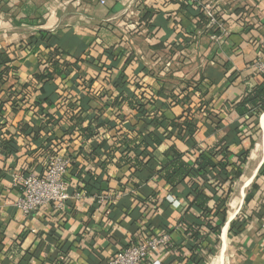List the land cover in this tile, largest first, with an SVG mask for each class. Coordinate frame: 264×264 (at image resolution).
Instances as JSON below:
<instances>
[{
  "label": "crops",
  "instance_id": "obj_1",
  "mask_svg": "<svg viewBox=\"0 0 264 264\" xmlns=\"http://www.w3.org/2000/svg\"><path fill=\"white\" fill-rule=\"evenodd\" d=\"M183 4L187 5L184 11ZM206 5L214 6L227 31L220 32L215 39L200 28V7L204 11ZM146 8L153 9L155 14L150 24L136 32ZM42 12L47 13L48 19L45 16L39 19ZM179 24L183 27L181 30ZM187 30L194 32L189 35L193 40L182 49L185 47L182 37L187 35ZM40 31L58 34L61 42L56 41L54 46L67 49L68 41H64L74 37L69 53L86 62L81 66L80 79L74 74V81L68 86L72 97L69 96L70 103L66 104L58 96L65 88L61 87L60 79L52 87L57 95L52 96L50 103L42 100L41 84L35 85L34 75L44 71L38 65L43 47L37 52L27 51L23 59L10 64L16 69L0 82V87L13 85L10 95L17 101V98L25 99L15 107L8 102L4 114L0 115V264H108L123 248L140 242L147 234L148 222L159 235L172 231L174 244L171 249L159 248L143 264L210 263L212 254L205 247L207 242L203 243L197 263L186 248H181V254L175 245L181 240L184 247L191 239L190 236L183 239L180 234L188 207L189 191L185 186L170 194L165 182L146 170L141 174L138 192L129 179L132 172L129 166L118 168L116 165L121 156L119 152L112 162L106 161L108 147L99 150L92 159L88 156L93 145L105 139L112 142L115 133L131 137L132 129L143 127L138 121L143 116L130 108L129 100L119 99L118 107L112 108L119 94L108 83H104L107 87L101 91L102 95L97 94L104 77L97 80L94 77L101 73L103 65L123 68L125 55H132L126 66L127 73L135 76L128 85L131 91L140 93L135 91L138 83L143 91H148L147 96L151 94L167 105L162 110L167 120L173 121L187 111L199 128L195 135L196 149L193 143L190 146L183 141L166 140L161 151L175 144L194 160L199 151L224 139L235 155L250 149L242 177L234 184L235 187L244 181L238 200L235 198L238 202L232 200L234 192L228 203L235 202L237 212L233 218L229 215L217 247L219 252L224 249V264H264V176L259 175L264 165V113L259 116L257 127L249 130L242 126L247 116L238 108L249 93L264 85V76L253 68L255 59L264 54V0H174L172 3L165 0H0V52L19 47ZM179 42L181 48H174L172 44L181 45ZM111 47H120L116 52L120 57L117 62L105 55V48ZM90 81L94 83L87 90ZM159 89L168 96L172 94L176 102L159 95ZM2 99L8 100L3 95ZM75 100L81 102L69 107ZM68 107L88 116L103 113L102 121L110 119L117 127L109 132L103 127L92 138L87 134L82 136L71 123ZM84 125H90L92 132L97 133L96 123L90 124L87 120ZM239 128L246 134L240 140L234 136ZM147 129L154 131L152 127ZM9 143L15 147L11 154L5 151ZM57 144L61 145V153L81 170L82 181L90 182L85 177V172H90L103 181V191L86 195L83 182L74 178L69 185L72 199L64 212L47 206L24 216L15 207L19 193L13 187V179L29 171L43 174L51 156L48 149L53 150ZM154 169L159 170L161 166L155 164ZM155 193L157 199L148 207L137 200ZM111 195L116 196L117 207L108 211L101 200ZM168 197L180 206H174ZM233 222L234 234L230 235ZM201 233L204 235L205 230L201 229ZM64 246L67 253L62 256Z\"/></svg>",
  "mask_w": 264,
  "mask_h": 264
},
{
  "label": "trees",
  "instance_id": "obj_2",
  "mask_svg": "<svg viewBox=\"0 0 264 264\" xmlns=\"http://www.w3.org/2000/svg\"><path fill=\"white\" fill-rule=\"evenodd\" d=\"M166 3H172L173 1L165 0ZM182 10L187 9V5L183 4ZM139 26L136 29V32H141L144 29V26L150 24L149 21L155 14L153 9H145ZM200 19V28L204 29L210 35L218 36L220 35V30L210 26L209 19L203 11V7H200V13L198 15ZM35 24V23H31ZM180 30L183 28L180 24ZM150 31L152 27L149 26ZM186 36L182 37L183 42L186 48L191 43L193 38L189 35H194V32L187 30ZM183 35V34H180ZM61 36L49 31H40L38 35L30 37L27 42L22 43L19 47L6 48L0 52V82L4 77H7L9 72H13V69H16L14 66L11 68L9 65L13 64L16 60H21L24 57V53L37 52L40 48L45 50L41 54L38 65L42 66L44 71H40L34 75L35 85L38 86L41 84V92L44 96L42 100L46 103H50L52 96L57 95L54 93L53 86L56 83L57 79L61 80V87H65L58 92V96L62 98V104L70 103L72 94L69 92L68 86L71 85L74 81V74L80 79L79 72L81 71V66L86 62L82 57L74 58L72 53H69V49L74 43V37H70L64 41L67 45L62 47L55 45L57 41L61 42ZM85 43H89L88 39H83ZM180 43V42H179ZM181 44V43H180ZM174 48H181L178 43L172 44ZM120 47H111L105 48L106 57L113 62L120 60V57L116 55ZM124 67L107 68L103 65V69L100 74L94 77V80L104 77L102 81V89L98 91L97 94L102 95L101 91H104V83H108L109 86L114 89L119 95L115 99L113 109L118 107L119 99L129 100V106L132 110H136L143 118L138 121H141L142 129L137 130L132 129L129 135L124 134L122 136H117L115 133L111 140H102L98 144L91 147V151L88 153V156L92 158L96 157L97 152L101 149L108 147L109 151L106 153V161H114L116 159V152H119L121 156L117 159V167L122 168L123 166H129L132 170L129 179L131 182H134L135 187L138 192L141 189L142 177L141 174L148 170L151 171L155 179L164 181L169 188L170 194L179 188L180 186H185V189L189 191V195L186 196V201L188 207L184 214V218L181 222V230L183 233H180L183 236V239L187 236H190V241L186 243V246H182L183 243L181 240L175 245L178 248V251L181 252V248H186L191 254L194 262H199L198 257L201 255V248L204 242H207L205 247L212 254L214 248H216L218 242L220 241V236L223 231V227L228 221L229 214L227 205L234 193V184L240 180L243 174V167L248 161V156L250 149L243 150L241 153L235 155L230 149V143L228 140L224 139L220 143H215L206 150L199 151L196 159L191 160L186 156L185 153L181 152L175 144L169 147L165 151H161V147L166 140L174 141H183L188 145H192L196 149L195 145V135L198 132V126L190 113L184 112L182 116L178 117L173 121H169L165 118L162 110L167 106L166 104L160 102L158 99H155V96L148 94V91H143L137 83L136 92L140 91L139 94H135L128 88V85L135 80V76L127 73L126 66L132 60V55H125ZM72 58L70 61L65 58ZM64 58V60L62 59ZM77 70V71H76ZM262 75V74H260ZM264 76V75H263ZM113 78H115L113 80ZM70 79V81H68ZM94 81H90L87 90H90L93 86ZM29 86L30 83H29ZM51 87L52 90H49L48 87ZM13 87V85H12ZM12 87L7 85L0 87V115L4 114V106L11 102L15 107L20 102H23L25 99L17 98L18 101L10 95V90ZM142 90V91H141ZM163 89L158 90L159 95H163ZM3 96H7L8 100H3ZM170 95V94H169ZM71 96V97H69ZM168 98H173L172 94L170 96L164 94ZM24 97V96H23ZM166 97V98H167ZM26 98V97H25ZM21 99V100H20ZM81 102L80 100H75L71 102L68 106H72ZM67 106V105H64ZM68 107V108H69ZM238 108L241 114H246L247 118L243 122L242 126L253 130L258 125L259 116L264 113V85L256 87L251 93H249L239 104ZM70 109V108H69ZM101 112V111H100ZM70 119L74 127H76L83 135H86L88 138L96 136L98 133L97 130L105 127L107 131L115 130L117 125L114 121L110 120L108 122H103L102 117L103 113H99L94 116L85 115L82 112H74L70 109ZM84 115V116H83ZM120 118V117H119ZM90 120V124L93 122L96 123V132H92L89 126H85L84 123ZM123 122V121H122ZM152 127L154 131H149L147 128ZM237 135L238 139H242L246 134L242 132L239 128L234 131V136ZM48 142H52L51 139H48ZM239 143V141H238ZM253 147V141L251 142ZM54 145V143H53ZM56 147L53 150L48 149L50 155H57L61 153L60 144L55 145ZM50 148V147H49ZM15 147L12 143L5 145V151L7 154L14 152ZM63 154V153H62ZM72 161V162H71ZM70 161V166L68 168V173L66 176V182L70 185L71 179H80L82 181V172L79 171L77 165ZM75 161V160H74ZM155 164H159L161 169H154ZM27 173V172H26ZM260 176H264V165L262 166ZM85 177L89 178L90 182H85L83 179V191L86 195H93L94 192L101 193L103 191V181L100 177H94L90 172H85ZM122 190L121 192H123ZM113 200L109 203H105V207L108 211L113 210L117 207L115 195H111ZM144 198L138 197L137 200H141L147 207L150 204H154L157 199V194L150 196L143 195ZM154 200V201H153ZM236 221V220H235ZM235 222L231 224L229 234H234ZM201 229L205 230V234L201 233ZM146 235L140 240L143 241L147 238L154 237L159 235L155 233L153 225L148 222L146 225ZM170 235V246L166 249H171L173 243L172 231L167 232ZM139 242L135 241L133 244L126 246L123 249H127L134 244ZM180 248V250H179ZM122 249V250H123ZM67 253V248L64 246L61 249L62 256H65Z\"/></svg>",
  "mask_w": 264,
  "mask_h": 264
},
{
  "label": "built area",
  "instance_id": "obj_3",
  "mask_svg": "<svg viewBox=\"0 0 264 264\" xmlns=\"http://www.w3.org/2000/svg\"><path fill=\"white\" fill-rule=\"evenodd\" d=\"M101 4H105V1H102ZM213 7L212 5H206L204 13L209 19L210 26L219 29L225 34L227 31L224 21ZM212 37L214 39L217 38L215 35ZM253 68L259 74L264 75V54L259 55L255 59ZM69 166L70 160L64 154L59 153L48 158L47 167L43 174L33 171L17 174L13 179V187L19 193L15 207L24 216H29L47 206H52L57 211L64 212L68 202L72 199L70 187L66 182ZM168 199L174 206H180V203L172 197H168ZM112 200L113 197H105L101 202L109 203ZM170 240L169 234L147 238L127 249L119 251L111 258L108 264H143L156 255L159 248L169 247ZM153 264L160 263L154 262Z\"/></svg>",
  "mask_w": 264,
  "mask_h": 264
},
{
  "label": "rangeland",
  "instance_id": "obj_4",
  "mask_svg": "<svg viewBox=\"0 0 264 264\" xmlns=\"http://www.w3.org/2000/svg\"><path fill=\"white\" fill-rule=\"evenodd\" d=\"M37 8H38V7H37ZM38 10H39V9H38ZM38 13H40V11H39ZM44 16L47 18V13L42 12L41 15L39 16V19H42V17H44ZM47 19H48V18H47ZM24 29H25V28H24ZM51 33H53V32H51ZM243 183H244V181H240V182H238V183L235 185V187H234L235 195H234V197H233L232 200H234L235 198H237V197L240 196V190H241V188H242ZM235 200H236V199H235ZM237 200H238V198H237ZM237 200H236V201H237ZM237 202H238V201H237ZM234 209L236 210L237 207L235 206V207L233 208V206H232V201H231V202H230V205H228L229 215H232V214H233V212L235 211ZM218 253H219V249H218V247L216 246V248H214V252H213L212 255H211V260H210V263H209V264H217ZM228 257H229V255L227 254V255H226V262L228 261Z\"/></svg>",
  "mask_w": 264,
  "mask_h": 264
},
{
  "label": "bare ground",
  "instance_id": "obj_5",
  "mask_svg": "<svg viewBox=\"0 0 264 264\" xmlns=\"http://www.w3.org/2000/svg\"><path fill=\"white\" fill-rule=\"evenodd\" d=\"M232 206H233V208H234V207L237 206V205H236L235 202H234V203H232ZM234 210H235V209H234ZM236 212H237V209L233 212V214L231 215V218H233V217L235 216ZM226 229H227V228H226ZM225 231H226V230H225ZM224 235H225V234H224ZM217 264H224V249H221L220 252L218 253Z\"/></svg>",
  "mask_w": 264,
  "mask_h": 264
}]
</instances>
